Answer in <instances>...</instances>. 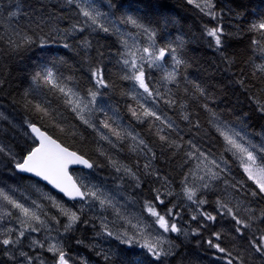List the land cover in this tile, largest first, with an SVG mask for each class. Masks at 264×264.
<instances>
[{
    "label": "trees",
    "instance_id": "16d2710c",
    "mask_svg": "<svg viewBox=\"0 0 264 264\" xmlns=\"http://www.w3.org/2000/svg\"><path fill=\"white\" fill-rule=\"evenodd\" d=\"M93 3L108 14L107 20L101 18L110 29L108 33L93 31L95 26H87L75 4L67 5L64 0H0V147L4 149L0 152V188L29 191L38 185L15 171L16 163L34 147L28 125L35 124L93 165L88 172L71 171L78 184L119 188L137 206L145 208V203L151 202L177 224L181 232L168 233L165 248H170L172 254L164 258V264H227L229 259L233 264H264V258L251 249L249 242L264 230V198L251 196L255 184L243 172L239 159L226 150L229 146L217 131L218 126L227 125L245 137L242 143L246 146L247 142L264 145V112L259 110V104H264V72L258 70L264 64V30L252 28L261 22L264 0H212L215 18L188 0ZM17 6V16L10 17ZM126 15L136 17L155 32L157 48L169 49L160 62L165 69L174 68L171 47L184 61L175 66V83L163 79L164 71L144 65L152 96L134 81L123 79L131 74L121 62V53L126 51L124 41L129 48L135 45L141 50L151 44L143 29L121 22ZM73 24L84 30L69 34L66 30ZM216 27L223 29L219 48L207 35L208 28ZM24 36L31 37L32 42H25ZM10 40L21 46L14 50ZM42 41L44 47L40 46ZM85 42L90 46L86 47ZM137 55L147 56L142 51ZM42 66L51 68L61 84L84 97L89 88L101 93L96 107L104 111L93 113L95 129L65 105L61 93L43 82L33 83V75ZM96 68L102 70L107 88L96 86L92 77ZM133 89L136 99L132 98ZM37 104L47 108L50 115L37 111ZM141 105L160 119L144 116ZM105 119L120 132V138L102 126ZM189 141L224 169L208 165L219 173L218 178H210L203 165L197 167L203 157ZM188 152L193 156L189 157ZM205 183L207 188L203 187ZM185 187L196 191L194 199L207 202L199 205L189 201ZM53 194L80 217L66 231V216L61 209L42 201L44 216L59 228V245L66 256L77 261L81 258L87 264H133L137 258L143 264H158L143 249L129 247L116 238L111 226L116 222L109 207L102 209L91 198L67 202ZM158 194L164 204L155 199ZM217 200L228 204L232 214L220 209ZM168 209H172L173 216H167ZM198 209L216 216V220L205 221ZM233 214L252 227L236 225ZM193 215L197 220L192 219ZM104 225L112 236L107 235ZM236 227H241L244 235L237 233ZM195 231L199 234H193ZM215 233L220 234L219 240ZM209 240L232 255L217 253L207 243ZM44 255L54 258L48 251ZM1 261L4 264L6 259L2 257Z\"/></svg>",
    "mask_w": 264,
    "mask_h": 264
},
{
    "label": "snow or ice",
    "instance_id": "6c2138e0",
    "mask_svg": "<svg viewBox=\"0 0 264 264\" xmlns=\"http://www.w3.org/2000/svg\"><path fill=\"white\" fill-rule=\"evenodd\" d=\"M64 2L67 5L75 4V6L80 10V14H82V16L86 18L85 23L87 24V26H95L93 28V31H95L96 29H101L105 33H108L110 31L109 27H106L101 20L102 17L107 20L108 14L101 12L100 9L93 3V0H64ZM188 2L193 3L194 0H188ZM195 6L200 8L201 11H205L206 15L215 18V13L212 11V8L214 7L212 0H204L203 5L197 3ZM18 11L19 6H17V11L9 13L10 17L17 16ZM261 18L262 19L259 24L252 25V28L254 30H264V12L261 13ZM121 22L129 24L136 28L143 29V31L148 34V38L151 42L149 47H144L141 50L140 48L135 47V45L129 48L127 41H124L126 51L121 53V62L123 63L125 68H127L131 72V74L124 75L123 79L134 81L135 85L138 86V88L143 89V91L147 93L148 96H152L153 92L152 90H150L149 84L146 82V73L144 69V65L146 64L149 68H156L164 71L163 79L169 83H175V66H179L184 63V61L178 58V56L176 55L177 49L175 47L170 48L171 59L174 61V68L172 71H168L160 62L164 61L166 52H168L169 49H166L164 47H156L154 39L156 35L155 32L149 30L147 27L141 24L136 17L132 15H126L122 17ZM83 30V27H79L78 25L73 24L72 27L66 31L71 34L75 31ZM261 34L264 35V31H262ZM17 35H19V33H17ZM207 35L215 40L217 48L221 46V36L223 35L222 28H208ZM23 39L27 43L32 42L31 37L24 36ZM9 43L14 50L21 46L15 41L10 40ZM40 46L44 47L43 41L41 42ZM85 46L87 47L90 45L85 42ZM64 47L67 48L69 47V45L65 44ZM141 51L143 53H146L147 56H138L137 53H140ZM138 60L142 61L143 63L138 65ZM258 70L264 72V64L259 65ZM92 77L95 78L96 86L101 88L108 87V84L106 83L103 77L102 70L100 68H96L92 71ZM32 80L33 83L37 84L39 82H43L44 84L51 86V88L61 93L65 97V105L70 106L71 111L74 112L85 125L94 129L96 128V125L92 123L91 117L94 112L104 111L102 107H96L97 97L101 95L98 90L89 88L87 90V97H84L78 91H74L72 88L61 84L55 78L53 70L47 66H42L41 69L33 75ZM0 84H2V81H0ZM196 88L201 92V94H203V89H201L198 84L196 85ZM132 98L136 99L135 89H133ZM169 103H171V101H169ZM35 107L37 111L42 113L44 116L50 115L48 109L42 107L40 104H37ZM141 107L144 108L143 105H141ZM259 110L261 112H264V104H259ZM132 115L137 116V112L135 110H132ZM143 115L154 116L157 120L160 119V117L157 116L155 112L149 110L148 108H144ZM185 119H187V117H185ZM101 124L104 128L108 129L115 136H117V138H120V132L108 123V119L102 120ZM168 126L172 127L171 124H169ZM28 127L31 129V132L34 135V147H32L27 152V154L22 158L21 161L16 163L15 167L19 171L32 173L37 177H41L71 199L75 200L79 198L80 200H86V198H91L92 200L98 201L102 209L105 207H111L116 212L117 216L121 215L120 210L116 208L115 204H113L112 200L109 199L105 193L95 188V186L88 187L87 185L78 184L69 175V164H83L87 168H92L93 165L89 163L87 159H84L82 156L77 155V153L74 151H69L67 147H63L60 143L57 142L56 139L47 134L45 131H42L41 128L37 127L35 124L30 123ZM61 131H63V129H61ZM217 131L229 146L226 150L231 151L233 156L239 159L240 164L244 172L247 174L248 179L251 180L253 184H255L256 187L251 191V196L264 198V155H262L264 154V145L257 147L256 145L251 144V142H247L246 146L245 143H242V141H245V137L242 136L239 132L228 128L227 125L218 126ZM101 138L107 139V136L102 135ZM133 139H136V137H133ZM160 139L165 140L166 137L160 136ZM140 143L143 144L144 142L141 140ZM189 144L196 152L199 153L200 157H203V160H201L200 164H198L197 167L199 168L201 167V165H203L204 169H206V174H208L210 178H218L219 173L212 171V168L208 165H215L216 168H219L221 171H223L224 169L221 168L220 164L215 160H209L205 153L197 148L196 145L191 141H189ZM2 151H4V149L0 147V152ZM187 155L189 157H192L193 152H188ZM205 161H207L208 163L205 164ZM117 171H119V168L117 169ZM200 178L203 179V177ZM203 187L207 188L208 184L205 183ZM82 188L84 189L83 191ZM184 192L187 199L194 204L204 205L207 202L204 199H194V197H196V191L191 188L185 187ZM155 199L159 201L160 204H164V201L160 198L159 194ZM0 201L6 202L7 205H11L12 208L17 209L20 213V216L17 217V219L19 220L21 229L19 230L16 238L13 239L12 236L9 235V233L16 231V229L9 228L4 233H0V236L4 237L0 239V245H3L6 249L9 246L15 248L21 244L22 240L25 238L26 232L38 231L36 227L32 226V221H36L41 225L44 222L40 220V217L35 211L28 207H25L21 203H18L2 189H0ZM216 203L220 209H227V213L232 214L233 210L228 206V204L220 200H217ZM2 207L3 204H0V208ZM145 208L148 214L155 218V224L158 225L159 228L163 230V232H181V229L178 228L177 224L166 218V215L161 214L159 211H157L156 206H154L151 202H146ZM61 212L68 218V223L65 225L66 231L70 230L80 220L79 215L75 211H71L70 209L61 207ZM5 214L9 216L13 215V213L10 211H6ZM173 215L174 213L172 209H168L167 216ZM199 215L202 216L205 221L216 220V216L206 211H199ZM192 219L197 220V216L193 215ZM232 219L235 221L236 225H240L243 228L252 227L250 223L237 218V216L234 214L232 215ZM128 222L133 228L137 230L136 235H138L141 239L134 240V237L128 235L127 232H124L123 235L117 236L116 238L119 239L121 243L127 244L129 247H132L133 243L137 244L140 248L146 249L147 253L150 254L153 260L158 262V264H164V258L172 254L170 248L166 249L163 246L166 243V238L161 234H156L155 236H153L151 233H147L146 228L149 227L147 225L141 226L139 222L136 224H132L131 220H129ZM241 227H236L235 231L237 233H240L241 235H244V233L241 232ZM104 228L107 235H113V233L107 229V225H104ZM193 234L198 235L199 233L198 231H195ZM124 237H127V239H125ZM215 237L217 240H219L220 234L215 233ZM249 242L251 245V249H253L254 252L259 255V257L264 258V230L261 231L259 236L254 235ZM207 243L210 247L214 248L217 253L226 254L228 256L232 255L224 247H222L218 243H214L212 240H209ZM32 245H35L42 249L45 248L44 243L34 239L32 240ZM46 250L48 252H51L54 256H57V264H69L68 259H66V253L63 248L60 247L59 242H50L47 245ZM19 256L22 257L23 260L27 262V264H32V258L29 257L26 252L20 251ZM9 259L15 260L16 258L13 255H9ZM41 264H43V262H41ZM81 264H87V262L82 259ZM133 264H143V262L137 258L134 260ZM227 264H233L232 259H229Z\"/></svg>",
    "mask_w": 264,
    "mask_h": 264
},
{
    "label": "rangeland",
    "instance_id": "374dc122",
    "mask_svg": "<svg viewBox=\"0 0 264 264\" xmlns=\"http://www.w3.org/2000/svg\"><path fill=\"white\" fill-rule=\"evenodd\" d=\"M197 3H200L201 5H203L204 0H194L192 4L196 5ZM204 163L207 164V161H205ZM87 186L92 187L93 185L92 183H88ZM95 188L105 193L108 196V198L112 200L113 204H115L116 208H118L121 212V215L117 216L113 208L109 207L110 216H112V218L116 222L115 224L111 225L113 228V233L116 236L123 235L124 232H127L128 235L134 237V240L141 239L138 235H136L137 230L133 228L131 224L128 222L129 220H131L132 224H136L139 222L141 226H144V225L149 226L146 228V232L151 233L153 236H155L156 234L163 235L166 238V243L163 245L165 247V245L168 242L169 232L167 233L163 232V230L160 229L159 226L155 224V218L150 216L145 208H141L137 206L131 200V198L129 199V197L119 188L104 187V186H99V185H95ZM0 189L4 190L8 195H10L18 203H21L25 207H28L32 209L33 211H35L37 215L40 217V220L44 222L41 225L37 223L36 221H32L31 222L32 226L36 227L38 231L26 232L25 238L22 240L23 251L26 252L29 257L32 258V264H33V261H37L38 264H41V262H43V264H57V260H58L57 256H54V258H52V257H47L44 254L47 253L46 247L50 242L51 243L59 242L61 244V235L59 234L60 231H59L57 224H52L44 216L46 211H45V208L43 207L42 201L44 200L49 201L55 204L60 209L61 207L66 208V209H70V208L66 206L63 201L59 200L53 194L54 192H52L49 189H45V186H43L42 184L40 185L39 183L38 185L34 184L30 188L29 191L17 189L14 187H3ZM91 201H95V200L91 199ZM0 204H3V207L0 208V230L2 231V233H4L9 228L16 229V231L9 233V235H11L13 239H15L16 236L18 235L19 230L21 229V225L19 223V220L17 219V217L20 216V213L17 209L12 208L11 205H7L6 202L0 201ZM6 211L12 212L13 215L11 216L6 215L5 214ZM67 223H68V218L66 217V224ZM2 238L4 237L0 236V239ZM124 238L127 239V237H124ZM33 239L44 243L45 248L42 249L40 247L32 245ZM133 245L138 247L139 249H142L135 243H133ZM28 247L30 248V250H28ZM32 250L33 252H31ZM143 250L147 253L146 249H143ZM66 259H68L69 264H79L81 260V258H79L77 261L75 260V258L68 256V255L66 256ZM23 263L27 264V262L24 260H23Z\"/></svg>",
    "mask_w": 264,
    "mask_h": 264
},
{
    "label": "water",
    "instance_id": "95a60500",
    "mask_svg": "<svg viewBox=\"0 0 264 264\" xmlns=\"http://www.w3.org/2000/svg\"><path fill=\"white\" fill-rule=\"evenodd\" d=\"M28 132H29V134H30V136L32 137V139L34 140V135L32 134V132H31V129L28 127ZM58 142V141H57ZM59 143V142H58ZM62 145V144H61ZM63 146V145H62ZM63 147H65V146H63ZM69 151H72V150H70V149H68ZM75 152V151H74ZM77 155H79L78 153H77ZM81 156V155H80ZM83 157V156H82ZM84 158V157H83ZM84 159H86V158H84ZM90 163V162H89ZM92 168H87V167H85L83 164H69L68 165V173H69V175L72 177V179L74 180V181H76L75 179H74V177L72 176V174H71V171L72 170H82V171H86V172H88V171H90ZM15 171L18 173V174H20V175H22V176H26V177H29V178H31V179H33V180H35V181H37L38 183H40V184H42L43 186H45L46 188H48L49 190H51L52 192H54V193H56V194H58V195H60L65 201H68V202H76V201H79V202H83L84 200H80L79 198H77V199H71V198H69L68 196H66L63 192H61L59 189H57V188H55L52 184H50L48 181H46V180H44V179H42L41 177H37V176H35L34 174H32V173H27V172H21V171H19L16 167H15ZM77 182V181H76ZM82 191H83V189H82Z\"/></svg>",
    "mask_w": 264,
    "mask_h": 264
},
{
    "label": "flooded vegetation",
    "instance_id": "af4514ba",
    "mask_svg": "<svg viewBox=\"0 0 264 264\" xmlns=\"http://www.w3.org/2000/svg\"><path fill=\"white\" fill-rule=\"evenodd\" d=\"M0 233H2V231L0 230ZM28 250H30V248L28 247ZM23 251V245L22 242L20 245H18L17 247L13 248L12 246H9L7 249L3 246L0 245V252H3V256L6 261L4 264H24L23 263V258L19 256V252ZM33 252V250L31 251ZM9 255H13L16 259L15 260H10L9 259ZM2 257L0 256V264L2 263ZM34 257V256H32ZM33 264H38L37 261H33Z\"/></svg>",
    "mask_w": 264,
    "mask_h": 264
}]
</instances>
